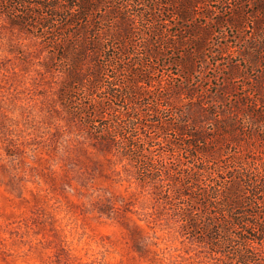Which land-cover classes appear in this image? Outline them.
Returning a JSON list of instances; mask_svg holds the SVG:
<instances>
[{
    "label": "rangeland",
    "instance_id": "374dc122",
    "mask_svg": "<svg viewBox=\"0 0 264 264\" xmlns=\"http://www.w3.org/2000/svg\"><path fill=\"white\" fill-rule=\"evenodd\" d=\"M107 1L106 7L118 5ZM133 1L137 5L118 7L120 11L107 20L130 23L133 45L121 47L129 53L121 55L136 64L132 69H148L149 82L139 84L143 97L136 100L143 111L155 106L157 94L165 96L171 84L186 80L179 62L189 55L197 69L190 83L204 100H210L204 90L214 92L230 64L246 66L248 72L243 73L249 77L256 74L239 54L257 35L249 16L251 0H198L193 16L180 22L168 10L171 5L149 9L152 0ZM240 7L244 22L240 27L229 25L232 11ZM155 19L159 20L154 26L162 29L153 34L150 22ZM193 30L207 32L197 55H191L189 43ZM40 33V28L21 30L0 14V264H229L230 258L238 264L239 254L220 258L210 245L192 238L163 193L142 183L116 145L96 137L72 112L69 105H75V99L90 101L87 81L72 89L74 99L66 96L68 60L62 50L48 46L54 44L47 43L52 34ZM258 40L264 52V28ZM100 59L103 65L107 62ZM110 75L114 70L104 66L99 85ZM92 98L97 102L99 94ZM108 101L97 105L102 119L114 115L120 127L123 121L115 115L127 111L129 103L110 101L116 112L108 108ZM165 101L158 100L162 112ZM143 129L147 127H141L142 135ZM149 134L153 135H145ZM261 255L264 259V250Z\"/></svg>",
    "mask_w": 264,
    "mask_h": 264
},
{
    "label": "trees",
    "instance_id": "16d2710c",
    "mask_svg": "<svg viewBox=\"0 0 264 264\" xmlns=\"http://www.w3.org/2000/svg\"><path fill=\"white\" fill-rule=\"evenodd\" d=\"M196 2L152 0L148 8L171 5L168 10L180 22L193 16ZM107 3V0H0V14H6L11 24L21 30L32 32L40 28L43 36L52 34L47 43L54 44L48 46L62 50V57L68 60L66 96L74 99L70 95L72 89L76 84L81 85L82 80L87 81L86 98L90 101L75 99L72 101L75 105L69 108L82 117L96 137L116 145L120 154L130 160L142 183L163 193L165 202L186 225L192 238L210 245V250L220 258L239 254L235 259L241 260L238 264H264L261 255L264 250V52L258 40L264 28V0L250 1L253 7L249 16L253 18L257 35L239 49L245 64L257 69L256 74L249 77L243 73L246 66L230 64L222 82L216 79L215 91L204 90L210 97L204 100L200 90L190 83L197 69L189 55L179 62L186 80L171 84L165 96L157 94L155 106L147 107L146 111L136 100L143 97L139 84L149 82L148 69L142 65L143 70L132 69L136 64L125 62L121 55L129 54L121 47L133 45L130 23L124 19L116 25L107 20L120 11L118 7L137 3L116 0L119 6L112 8L106 7ZM244 12L243 7L234 9L228 24L240 27ZM158 20L150 22L153 34L162 29L154 26ZM206 35V31H190L191 55L201 53ZM101 57L107 60L104 65ZM118 61L123 63L120 68ZM104 66L111 67L115 75L108 76L107 83L101 86ZM178 75L182 76L181 72ZM240 88L244 89L242 93L238 92ZM96 93L97 102L92 98ZM162 98L166 99L164 113L158 109V100ZM173 98L178 100L173 102ZM105 100H109L108 104L113 100L129 103L127 111L115 115L123 121L120 127H116L114 115L107 121L102 119L103 113L97 105ZM108 108L114 110L111 104ZM142 126L153 135H145V129L142 135ZM156 138L159 140L155 141ZM157 146L163 149L159 151ZM153 148L157 152L153 153ZM235 263L230 258L229 264Z\"/></svg>",
    "mask_w": 264,
    "mask_h": 264
}]
</instances>
